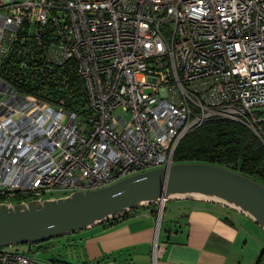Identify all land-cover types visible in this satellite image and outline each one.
<instances>
[{"label":"built area","instance_id":"1","mask_svg":"<svg viewBox=\"0 0 264 264\" xmlns=\"http://www.w3.org/2000/svg\"><path fill=\"white\" fill-rule=\"evenodd\" d=\"M216 119L264 146V0L0 4V204L170 166L181 138ZM11 246L0 264H39Z\"/></svg>","mask_w":264,"mask_h":264},{"label":"crops","instance_id":"2","mask_svg":"<svg viewBox=\"0 0 264 264\" xmlns=\"http://www.w3.org/2000/svg\"><path fill=\"white\" fill-rule=\"evenodd\" d=\"M159 204L143 203L124 216L10 249L39 264H264V228L247 213L190 196Z\"/></svg>","mask_w":264,"mask_h":264},{"label":"water","instance_id":"3","mask_svg":"<svg viewBox=\"0 0 264 264\" xmlns=\"http://www.w3.org/2000/svg\"><path fill=\"white\" fill-rule=\"evenodd\" d=\"M211 195L247 213L264 228V186L202 162H178L134 173L112 184L69 196L0 204V247L32 244L82 230L143 203L173 196Z\"/></svg>","mask_w":264,"mask_h":264},{"label":"trees","instance_id":"4","mask_svg":"<svg viewBox=\"0 0 264 264\" xmlns=\"http://www.w3.org/2000/svg\"><path fill=\"white\" fill-rule=\"evenodd\" d=\"M45 82L54 84L53 80ZM70 83L75 90L70 94L72 102L77 107L83 106L86 96L81 81L72 77ZM62 90L69 96L66 85L62 84ZM173 160L175 163L202 162L222 166L264 186V146L252 131L238 122L216 119L191 130L178 142ZM4 199L0 196V201ZM18 200L16 198L15 202ZM128 211L113 218L124 216Z\"/></svg>","mask_w":264,"mask_h":264},{"label":"rangeland","instance_id":"5","mask_svg":"<svg viewBox=\"0 0 264 264\" xmlns=\"http://www.w3.org/2000/svg\"><path fill=\"white\" fill-rule=\"evenodd\" d=\"M54 194L58 196V195L60 194V192H59V191H55ZM6 199H7V200H11L12 202L15 203V199H14V198L7 197ZM55 238H56V237H55ZM55 238H51V239H55ZM16 246H17V247H19V246H20V247H24V246H26V244H21V245H16ZM16 246H14V247H16ZM8 247H9V246H5V247H2V248L5 249V248H8Z\"/></svg>","mask_w":264,"mask_h":264},{"label":"bare ground","instance_id":"6","mask_svg":"<svg viewBox=\"0 0 264 264\" xmlns=\"http://www.w3.org/2000/svg\"><path fill=\"white\" fill-rule=\"evenodd\" d=\"M191 196L197 197V198H209V199H217L216 197H213L211 195H200V194H190ZM221 201V200H219Z\"/></svg>","mask_w":264,"mask_h":264}]
</instances>
